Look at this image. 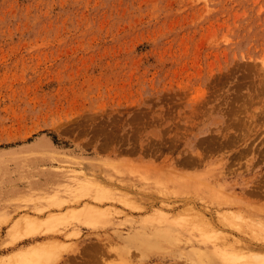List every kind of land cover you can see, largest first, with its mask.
I'll return each mask as SVG.
<instances>
[{"label":"rangeland","instance_id":"obj_1","mask_svg":"<svg viewBox=\"0 0 264 264\" xmlns=\"http://www.w3.org/2000/svg\"><path fill=\"white\" fill-rule=\"evenodd\" d=\"M263 228L264 0H0V264H225Z\"/></svg>","mask_w":264,"mask_h":264},{"label":"bare ground","instance_id":"obj_2","mask_svg":"<svg viewBox=\"0 0 264 264\" xmlns=\"http://www.w3.org/2000/svg\"><path fill=\"white\" fill-rule=\"evenodd\" d=\"M89 214L91 216L92 212H90ZM93 216L94 215L91 216L90 225L93 224V220H94ZM31 223L32 221H29V220L21 222V225H22L21 227L23 228V230L28 231V229L31 228L32 226ZM256 227H258V225ZM251 245H252L251 247L235 248L234 251L232 250V252H229V249H231L229 248L228 250H226L224 253H221L220 255L223 258L225 264H264V246L263 245L260 246L257 243L256 244L252 243ZM42 257L37 256L33 259L31 257H24V258H21L20 263L21 264H38L41 261Z\"/></svg>","mask_w":264,"mask_h":264}]
</instances>
